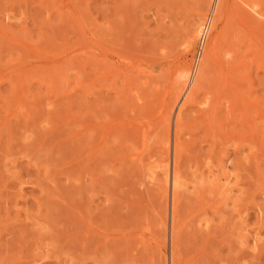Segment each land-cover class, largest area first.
Wrapping results in <instances>:
<instances>
[{
	"label": "rangeland",
	"instance_id": "rangeland-1",
	"mask_svg": "<svg viewBox=\"0 0 264 264\" xmlns=\"http://www.w3.org/2000/svg\"><path fill=\"white\" fill-rule=\"evenodd\" d=\"M231 2L238 93L184 106L212 0H0V264H264V0Z\"/></svg>",
	"mask_w": 264,
	"mask_h": 264
},
{
	"label": "bare ground",
	"instance_id": "bare-ground-1",
	"mask_svg": "<svg viewBox=\"0 0 264 264\" xmlns=\"http://www.w3.org/2000/svg\"><path fill=\"white\" fill-rule=\"evenodd\" d=\"M233 1V0H232ZM244 4L246 3V2H244V1H242ZM248 3H249V1H247ZM232 3V2H231ZM248 3H247V5H248ZM238 5H239V3H237ZM237 4H234V2L230 5L229 4V0H212V4H211V9H210V15H211V17H210V22H209V27L207 28L208 29V34H207V37H206V39H205V41H204V44H203V54H202V56H201V58H200V60H199V62H198V65H197V67H196V69H195V71L194 72H191V74H190V78H189V80H188V84L187 85H189V87L187 86V89H186V91H185V93H184V95H183V97H182V99H181V104H182V102H183V100L185 99V102H184V106H187V105H191L192 103L191 102H193V100H194V98H195V96L197 95V94H199V93H201L200 92V90H202V84H206L205 82H206V80H207V78H206V76H207V74L209 75V73H211L212 71H215V67L216 66H218V72H220L219 73V76H220V78H221V81L219 80V82H222L223 81V83H225L226 84V87L228 86V88H229V86L231 85V84H235L236 82H234V81H231V80H234V78L232 79L231 77H230V75L233 73V71H234V69L232 68L233 66V63H232V65L230 66V65H228V64H226L227 62L228 63H231V62H229V61H231V59L234 57L235 58V54H231V53H233V52H236L233 48H231L232 50V52L229 50V48H228V50H229V52H231L230 54L231 55H234L229 61H227V62H225V64H226V66H225V64L224 63H220V59L222 58L221 56H220V58H219V55L221 54V53H219V51H220V48L224 45V44H226V46H231L230 44V33H232V31H234L233 33H236L235 32V28H238L237 27V25H235V26H233L235 23L237 24V22L236 21H243L244 20V14L246 15V13L245 12H243L240 8H237ZM246 4H245V7L247 6ZM249 6V5H248ZM247 6V7H248ZM240 7V6H239ZM246 7V8H247ZM243 8V7H242ZM250 9V8H249ZM212 12H213V14H214V17L212 18ZM203 15H201L200 16V18L202 17ZM247 16V15H246ZM249 16H250V14H249ZM248 17V16H247ZM251 17H253V16H251ZM245 20H247V18L245 19ZM244 20V22H246ZM247 21H249V20H247ZM224 22V27L221 29V28H219V25H221V23H223ZM249 22H251V21H249ZM248 22V23H249ZM204 25V24H203ZM249 26V25H248ZM199 28V24H197L196 25V28L193 30V32H192V34H191V36H190V38L188 39V44H190L191 46L193 45V43L195 42V40H196V38L198 37L197 36V33H198V28ZM231 27H233L234 29H232L231 31H230V29H231ZM240 27H242V26H240ZM239 27V28H240ZM238 28V29H239ZM248 28H250V27H248ZM202 29H203V26H202V28L200 29V33H201V31H202ZM238 29H236V30H238ZM243 30V29H242ZM242 30H239L238 31V33L237 34H239V32H241ZM246 31V30H245ZM247 32V31H246ZM245 32V33H246ZM255 32V31H254ZM259 32V31H258ZM209 33H211V34H213V36L210 38V40H209V42L207 43V47H206V50L204 51V47L206 46L205 45V43H206V41H207V39H208V36H209ZM232 33V34H233ZM242 33H243V31H242ZM241 33V35L243 36V38L245 39V36H247V35H245L244 33L242 34ZM256 33V32H255ZM199 34V33H198ZM256 34H259V33H256ZM251 35V34H250ZM249 34H248V36H250ZM260 35V34H259ZM199 36H200V34H199ZM233 37H235V35L234 36H232V39H233ZM238 37H240V36H238ZM237 38V37H236ZM241 38V37H240ZM248 38V37H247ZM246 38V40H249V38L247 39ZM255 38V37H254ZM258 38V41H260V39H259V36L257 37ZM232 39H231V41H232ZM241 40V39H240ZM240 40H237V41H239L240 42ZM255 40V39H254ZM257 40V39H256ZM255 40V41H256ZM247 42V41H246ZM249 42V41H248ZM254 42V41H253ZM230 43V44H229ZM260 43V42H259ZM235 44V43H234ZM241 44H242V42H241ZM246 45V44H245ZM233 46V45H232ZM240 46H242V45H240ZM239 46V47H240ZM247 46H248V44H247ZM261 46H262V44H261ZM235 47V46H234ZM250 47V46H249ZM251 47H253V46H251ZM256 47V46H255ZM234 50V51H233ZM250 50H251V48H250ZM101 51H102V49H101ZM100 51V52H101ZM247 51H249V50H247ZM258 51V50H257ZM92 52V51H91ZM244 52H246V51H244ZM249 53H251V52H249ZM249 53H247V54H249ZM236 54H238V53H236ZM243 54V53H242ZM246 54V53H245ZM101 55V54H100ZM91 56V55H90ZM239 56H241V55H239ZM246 56V55H245ZM248 56V55H247ZM250 56V55H249ZM257 56V55H256ZM203 58V59H202ZM238 58V55H237V57H236V59ZM243 58V57H242ZM241 58V59H242ZM255 58V57H254ZM253 58V59H254ZM90 59L92 60V58L90 57ZM94 59H96V57L94 56ZM244 59V58H243ZM261 59V58H260ZM262 59H264V58H262ZM100 60V59H99ZM239 60V59H238ZM247 60V59H246ZM250 60V59H249ZM94 61V60H93ZM102 61V60H101ZM100 61V62H101ZM221 61H222V59H221ZM252 61H254V60H252ZM100 62H97V60H96V64H98V63H100ZM224 62V61H223ZM233 62H234V60H233ZM248 62V61H247ZM247 62H245V63H247ZM262 62H264V61H262ZM94 63V62H93ZM103 63V62H102ZM256 63V62H255ZM95 64V65H96ZM157 65V64H156ZM235 65V64H234ZM242 65H243V63H242ZM160 66V64L158 63V69L160 68L159 67ZM236 66V65H235ZM181 67V66H180ZM251 67V66H250ZM258 67V66H257ZM150 68V67H149ZM236 68H238V67H236ZM176 69H178V68H176ZM185 68H183V70H179L181 73L180 74H178V76H176L177 78V80L174 82V88L172 87L173 85H171L170 87H172L174 90V96H173V98H174V100L173 101H176L177 99H178V97L180 96L179 94H181L180 93V91H182V89H181V87H182V85H183V83L185 82V80H187V76L189 75L188 73H187V70H184ZM214 69V70H213ZM249 69V68H248ZM242 70V69H241ZM159 71V70H158ZM157 71V72H158ZM154 72V71H153ZM209 72V73H208ZM151 73V72H150ZM155 73V72H154ZM243 75V74H242ZM242 75H240V76H242ZM149 76H150V74H149ZM218 76V77H219ZM243 77V76H242ZM206 78V79H205ZM219 78V79H220ZM231 78V79H230ZM244 78H245V76H244ZM230 79V80H229ZM204 80H205V82H204ZM212 80V79H211ZM217 80V79H216ZM235 80H236V78H235ZM246 81V80H245ZM233 82V83H232ZM148 83V82H147ZM247 83V82H246ZM209 84V83H208ZM207 84V85H208ZM224 84V85H225ZM236 85V84H235ZM190 86L192 87V88H190ZM232 86V85H231ZM205 87V86H204ZM225 87V88H226ZM233 88L231 89L230 88V91L232 90V93H233V95H237V89H238V85L237 86H232ZM171 88V89H172ZM190 88V89H189ZM227 88V89H228ZM225 90V89H224ZM229 90V89H228ZM227 91V90H226ZM188 92H189V94H188ZM210 92V91H209ZM229 92V91H228ZM244 92V91H243ZM171 93H173V92H171ZM212 94V93H211ZM219 93H217L214 97H215V99H218V98H220V94L218 95ZM232 95V94H231ZM232 95V96H233ZM186 97V98H185ZM209 97V96H208ZM233 98H234V96H233ZM247 98V97H246ZM214 99V100H215ZM231 101H232V99H231ZM248 101V100H247ZM212 102V101H211ZM233 102V101H232ZM249 102V101H248ZM247 102V103H248ZM255 102V101H254ZM261 102V101H260ZM191 103V104H190ZM236 103V102H235ZM246 103V102H245ZM262 103V102H261ZM214 104V103H213ZM239 104V103H238ZM235 105V104H234ZM181 107V106H180ZM179 107V108H180ZM262 107V106H261ZM167 108V107H166ZM262 108H264V107H262ZM178 110H180V109H178ZM262 110H264V109H262ZM261 110V111H262ZM245 112H246V110H245ZM179 117V116H178ZM230 117V116H229ZM167 119V118H166ZM166 119H164L165 121H169V118H168V120H166ZM177 120V119H176ZM159 121V120H158ZM180 121L181 120H179L178 119V121H177V128H178V131H179V127H180ZM174 122H176V121H174ZM163 123H165V122H163ZM167 123H169V122H167ZM166 123V124H167ZM161 126V125H160ZM167 127H168V125H167ZM166 127V129H168ZM163 128V127H162ZM160 129V128H159ZM162 133H163V131H162ZM166 135H167V133H166V131L164 132ZM171 137V136H170ZM177 141V140H176ZM168 142L169 141H167V144H168ZM168 148V147H167ZM179 145H178V143L177 142H175V144H174V158H173V161H174V167L172 168V174H171V177L169 178V175L170 174H168V168H167V165H165V182H163L164 183V185H166L167 184V182L168 181H171L170 183H171V185H172V187H171V189H172V197H173V202L175 203L176 201H175V198H176V190L178 189V185L181 183L180 182V180H179V178H180V176H179V173L177 172V170H176V168H177V159H178V157H179ZM167 164H168V162H167ZM157 168V167H156ZM229 177V176H228ZM154 179V178H153ZM170 179V180H169ZM221 179V178H220ZM227 180L228 178L225 176V178H224V180ZM167 186V185H166ZM166 186H164V187H166ZM181 186V185H180ZM164 190H165V188H164ZM166 192V191H165ZM179 193V192H178ZM177 204V203H176ZM175 204V205H176ZM175 205H173V207H172V212H171V216H170V218H171V220H170V241L173 243V241H174V238H175V236H176V234H177V229H178V226H177V224L175 223V216H176V213H177V205L175 206ZM171 259H172V261H171V264H175L176 262H174L175 261V259H176V255H175V253H171ZM177 264V263H176Z\"/></svg>",
	"mask_w": 264,
	"mask_h": 264
},
{
	"label": "built area",
	"instance_id": "built-area-1",
	"mask_svg": "<svg viewBox=\"0 0 264 264\" xmlns=\"http://www.w3.org/2000/svg\"><path fill=\"white\" fill-rule=\"evenodd\" d=\"M210 16L207 18V20L205 21L204 25H203V29L200 33V36H199V40H198V44H197V47H196V50H195V54H194V57H193V63H192V68H191V72H194L197 65H198V62L203 54V44H204V41L207 37V34H208V27H209V22H210Z\"/></svg>",
	"mask_w": 264,
	"mask_h": 264
}]
</instances>
